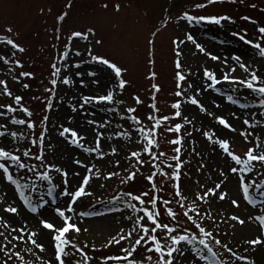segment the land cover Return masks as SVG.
Returning <instances> with one entry per match:
<instances>
[{"label":"rangeland","instance_id":"1","mask_svg":"<svg viewBox=\"0 0 264 264\" xmlns=\"http://www.w3.org/2000/svg\"><path fill=\"white\" fill-rule=\"evenodd\" d=\"M201 3L207 4V0H0V37L8 35L5 29L11 27L13 29L12 38L16 39L17 43L26 48L24 53H17L16 57L13 58L10 55L12 51L10 46L0 44V56H4L9 60L8 64L0 61V78H7L13 94L23 97L22 103L33 112L32 120L37 123V133L40 130L39 122L41 118L46 114L49 115V135L46 137L45 144L47 159L61 167V154H58L59 149L63 146L69 150H64V154L69 157V164L72 167L68 173V187L70 191L78 187L81 178L86 174V170L73 161L78 159L85 164H89V166H91L90 162L94 163L101 173L100 178H94L89 185V190L94 191L96 195L85 198L83 203L78 202L77 212L75 215H72L73 220L82 229H87L79 237L72 234V242L77 243L79 247L85 248L89 257L92 258L91 264H102L109 256L123 254L122 249L127 246L126 244H121L118 247L114 245L109 249L106 247V242L120 231L127 230L126 226L130 223L127 220V216L131 214V210L125 209L124 212H117L115 210L116 206L110 202L116 200L122 192L140 195L144 191L149 190L150 186L146 177L150 174H156V170L152 168L151 164H146V166L140 169L134 182L125 183L120 176H117L114 180L106 179V176L111 175L113 172L123 173L126 177L130 171H133L134 169L131 168V164L128 163L125 154H130L132 150H141L142 146L130 141L122 140L118 142L113 140L111 143L116 147L118 155L109 156L105 161H99L94 158V154H85L81 149L68 144L63 138L58 137L56 126L60 123V120L57 119V115L60 119L65 120L66 123V115H70L73 118L72 124L78 125L80 129H83V133L81 134L85 136V140L81 142L87 147L93 146L94 130L107 131L109 135H112L114 129L118 133L122 129L118 126L117 122H119V125H123L124 128H128L131 121L121 120L120 116L127 115L126 109L131 106H136L138 108L136 115L143 119L145 124L151 126V122L146 117L152 112V109L148 105L152 102L151 96L154 94L152 89L153 84H157L161 88V91L156 94L157 107L160 109L159 115H172L174 110L171 109L170 104L177 99L173 95L176 90V68L174 64L176 57L172 41L177 38L183 39L186 32L191 33L197 43H200L204 47L206 52L222 58H228L229 65L233 63L230 58L239 55L246 64H251L253 69H258V73L264 76V58H261L258 51L250 45L239 40L237 36H233L234 32L241 34L246 32V38L251 39L253 42H261L262 46H264V40H260L257 33L259 27H264V0H243V3L237 0L235 4L225 0L224 3L211 4L203 9L196 8V5ZM69 4H71L70 8L68 7ZM105 4L107 8L104 7ZM253 4L256 5L255 8L252 7ZM117 5H119V11H116ZM65 12L67 16L64 22L58 24L57 17ZM185 12L194 16L226 15L231 17L235 23L222 21L221 25L204 22L188 25L186 22L179 20V17ZM244 16L251 17L256 23L243 20L242 17ZM57 28L60 29L59 32L56 31ZM88 28L94 29L95 36L90 37L88 42L80 40L76 47L82 53H84L86 47H90L93 54L104 56L127 70L124 78L129 86L124 90L123 95L118 97V100L123 101V105H115V107L120 109L116 113L107 110L113 107L111 105L97 104L84 105L83 108L78 109V112H71L70 105H75L81 96L102 95L106 88L115 87L111 83L110 70L91 62L87 55H82L81 57H71L74 63L80 64V67H70L69 71H80L84 75L73 77L76 83L72 86H58L53 112L46 113V101L49 98L46 88L51 86L50 80L52 78L50 66L56 60L59 52L64 50L65 45L68 43L67 38L69 35L74 31L84 32ZM57 35L60 36V39H56ZM97 40L101 41V43L97 44ZM150 41H154V44L150 43ZM75 43L73 41V44ZM181 50L184 53L180 57L183 70L186 72L191 71L193 75L189 76L188 79L195 81L197 86L203 83L201 76L204 67L216 71L218 77L220 70L226 71L224 65L219 60H211L210 56L200 53L190 42H186V46L181 45ZM15 59L21 60L24 68H16L14 73H10L9 69L15 66ZM153 59L155 61L154 65L151 63ZM20 71L31 72L34 78H21V82L17 83L11 79V76ZM93 71L97 72L96 78L100 80L99 85L93 84L92 80L94 78L87 75V73ZM152 71H155L157 74L155 80L148 78ZM235 75L241 76L246 74H243L237 68ZM81 79L85 81L83 86L79 84V80ZM25 83L30 86L28 89L23 87ZM218 87L221 88V94L208 90L206 93H202L200 99L209 111L227 116L229 122L237 128V133L224 129L212 117L198 113L195 110V106H185L184 113L190 119L195 117L193 124L196 128H202V130L213 129L219 136L232 137L233 150L236 154H243L247 149V145L242 142V138L238 135V132L244 126L239 120H233L229 115L230 112L239 111V109L227 101V96L233 95L234 97H239L241 103H249L250 105L258 102L253 99V94L247 90L241 89L236 93L232 91L231 86L218 85ZM135 96H139L144 103L136 105L133 99ZM213 99L221 105L219 108H215L212 105L211 101ZM9 102L8 97L0 95V104ZM6 115L10 119L13 114L7 113ZM16 115L17 118H23L22 113H17ZM3 119L0 118V122ZM109 119L112 121V126L109 130L95 129V125L87 123L88 120L99 122ZM177 122L181 121L171 120L168 121V124L174 125ZM11 128L12 130L20 128L25 134L29 132L26 125L11 126ZM185 128L187 131H191L192 135L187 136L182 130L181 135L184 136V142L181 158L184 162V167L181 170V180L179 183L181 190H187L185 192L187 194V192L195 193L202 191L200 185L211 186L216 182L219 179L218 173L224 167L225 161L217 152L213 151V145L209 144L199 132L195 131L193 126L186 125ZM161 132L163 135L160 138L159 151L165 152L167 156L171 157L174 155L172 149L175 146L169 144L168 140L175 138L176 134L164 133L163 128ZM78 134H80L79 131ZM259 134L257 131L256 135ZM21 143L27 144V141ZM121 146H123L122 151ZM35 152L36 149L34 148L33 153ZM141 158L145 161L150 159L147 155ZM113 160L120 164L119 169L114 168L112 164ZM168 162L174 163V161L170 160ZM132 163H135V161L133 160ZM164 170L171 174L170 169L165 168ZM77 172L79 176L73 175V173ZM53 176L55 182L59 184L60 177L58 174L53 173ZM231 183L230 187L228 184V190L235 197L237 195L236 182L233 179ZM157 184L162 188V191L159 193L161 198H173L174 181L157 175ZM4 192L7 193L5 199L9 202L16 199L17 194L14 193L11 186L0 184V193ZM29 195L34 200L38 199L36 194L29 193ZM45 198L51 200V197L46 196ZM65 199L64 197H57L60 206H63ZM101 199L105 203H101ZM5 206L0 205V208ZM16 206H20L18 199H16ZM55 206L52 205L42 211L44 216L59 226L61 221L52 211V208ZM120 206L123 207L122 200ZM171 206L178 210L175 203ZM158 207H161L162 221L167 222V217L163 214L162 206L158 205ZM205 209L211 211L213 215L219 213V217L217 223H213L205 218L204 226L208 230L213 231L214 235L222 243L233 248L238 255L248 257L253 261V264H258V245L249 246L244 244V239L249 238L246 233V224L248 223L240 225L235 221L227 219L232 214L237 216L245 214L249 216L254 214L255 210L244 201L240 202L239 207H233L227 198L220 201L215 197H210L209 203L200 204L201 212ZM81 211H84L86 215L79 217V212ZM11 215L0 211V216L7 218ZM32 215L26 209L20 207V215L16 216L15 219L19 223H24L27 220L30 226H35L36 220L32 218ZM95 219L100 222H92ZM145 223L146 225L148 224L147 221ZM44 231L48 236L51 235L48 230ZM0 232H5V235H8L2 227H0ZM11 235H16V233H12ZM5 243L7 241L4 240V237L0 236V246H3ZM88 243L91 244V247H85ZM12 244H15L16 247L12 248V245H9V249L19 252L26 261H31L32 264H40V261L36 259L37 255L41 259L51 258L52 256L51 245V253L48 256V253L41 254L38 250H34V252L26 251V248L32 247L30 244L25 245V243L19 241H13ZM261 245L264 246V244ZM93 248L103 250L93 251ZM263 248L261 247V249ZM217 250L221 253V258L228 261L229 264H243L242 261H235L230 254L224 252L222 249L217 248ZM144 254L145 249L141 248L138 256L143 258ZM4 259H6L5 253L0 252V264H3ZM68 259L72 261V264H75V261L79 259V254ZM9 264H20V262L13 257L9 261Z\"/></svg>","mask_w":264,"mask_h":264},{"label":"snow or ice","instance_id":"2","mask_svg":"<svg viewBox=\"0 0 264 264\" xmlns=\"http://www.w3.org/2000/svg\"><path fill=\"white\" fill-rule=\"evenodd\" d=\"M225 0H207V4H197L196 8L203 9L211 4L224 3ZM230 3H237V0H228ZM243 3V0H240ZM71 7V4L68 5ZM107 8V5H104ZM256 7L255 4L252 5ZM119 5L116 6V11H119ZM67 16L63 13L57 17V23L62 24ZM243 20L251 23H256L251 17L244 16ZM180 21L186 22L188 25L199 24L201 22L221 25L222 21H229L235 23L229 16H194L188 12L183 13L179 17ZM60 31L59 28L56 29ZM5 32L8 34L0 37V44L10 46L12 50L10 55L15 58L17 53H24L26 48L16 42L11 34L13 29L7 27ZM258 37L264 40V27L257 29ZM95 36V31L88 28L86 31H74L68 39L63 51H60L56 60L51 64V80L50 87L46 88L49 93V98L46 101L45 112L52 113L54 108V101L56 100V91L58 86H72L76 83L73 77H80L84 75L80 71L71 72V68H79V63H74L71 57H81L87 55L91 62L106 67L111 76V83L115 85L114 88H106L102 95H83L75 105H70L71 112H78L79 108L84 105L97 104V105H111L108 111L113 113L119 112V108L115 105H123V101L118 100V97L123 95L124 90L129 86L124 76L126 69L118 66L115 62L110 61L108 58L99 54H93L90 47H86L82 53L76 45L80 40L88 42L90 37ZM233 36H237L239 40L245 44L250 45L253 49L258 51L261 58H264V46L261 42H253L251 39L246 38L247 33L234 32ZM56 39H60L57 35ZM73 41L76 43L73 44ZM186 42H190L195 48L213 61L219 60L224 65L225 70H220L219 77L217 72L204 67L201 79L203 83L199 86L195 81L189 80L188 77L193 75L191 71H184L180 57L184 55L181 50V45L186 46ZM97 44L101 41L97 40ZM154 44V41H150ZM175 53V79L176 90L173 95L177 98L170 104L171 109L174 110L172 115L160 116V109L157 107L156 94L161 91L157 84L152 85L154 94L151 96V103L148 105L152 112L146 117L151 122V126L145 124L144 120L139 118L136 113L138 108L131 106L126 109L127 115H121L120 119L124 121H131L128 128L123 125L118 126L122 131L116 133L113 129V134L109 135L107 131L94 130L93 146L87 147L81 141L85 140L83 134H78V125L72 124V117L66 115V120L57 119L60 123L56 126L58 137L63 138L68 144L81 149L83 153L93 155L99 161H105L109 156H117V149L111 143L116 141H130L134 144L142 146L141 150H132L130 154H125L126 159L131 168L134 169L125 177L123 173L113 172L107 175L106 179L114 180L117 176L128 182H134L137 179V174L140 169L146 164H151L152 168L156 170V174H150L146 177L149 182V190L144 191L140 195L132 193H120L116 200L110 203L116 206L117 212H124L125 209H130L131 214L127 216L130 222L126 227V231H120L117 235L113 236L106 242V247L111 249L114 245L119 246L126 244L127 246L122 249L121 255L109 256L102 264H229L228 261L221 258V253L217 248L222 249L224 252L230 254L235 261H242L243 264H253V261L248 257L238 255L233 248L227 244L222 243L220 239L214 235L213 231L208 230L204 226V219L218 222L219 213H213L207 209L203 212L200 210V204L209 203L210 197H215L220 201L229 200L233 207H239L240 202L244 201L250 205L254 210V214L247 217V220L257 226L258 235L244 239V244L249 246H256L264 244V76L258 73V69H253L251 64H246L241 56H232L230 59L233 62L229 65L228 58H222L217 55H212L205 51L204 47L197 43L191 33H185L183 39L177 38L172 41ZM0 61L8 64L9 60L4 56H0ZM154 65V59L151 61ZM23 69L24 64L19 59H15L14 68L9 69L10 73H14L15 69ZM239 68L243 74L236 76L235 73ZM88 76L93 77V84L99 85L100 80L97 77V72H89ZM21 78H34L33 73L20 71L13 74L11 79L17 83L21 82ZM151 80L157 78L155 71H152L148 77ZM85 81L79 80V84L83 86ZM218 85L231 86L232 91L238 93L241 89L247 90L253 94V99L258 103L250 105L249 103H241L239 97L233 95L227 96V101L236 106L239 111L230 112L233 120H239L244 126L238 132L242 138V142L247 145V149L243 154H236L233 150V138L228 136H219L213 129L202 130L196 128L192 119L184 113L185 106H195L200 114H205L207 117H212L215 122L222 126L224 129L232 133H237V128L233 126L228 120L227 116L216 114L209 111L208 108L202 103L200 97L202 93L212 90L221 94V88ZM25 89L30 86L23 84ZM0 95L8 97L10 102L0 104V118H4L0 122V184H6L13 188L16 193V199L20 201V206H16V199L9 202L5 199L7 193H0V205H6L0 208L5 214H12L7 218L0 216V227L5 229V232H0V236L4 237L7 243L0 246V252H4L6 259L3 264H9V261L15 257L20 264H32L31 261H26L24 257L17 251L9 249V245L15 248L16 245L12 244L13 241H19L30 244L32 247L26 248L28 252L38 250L39 253H46L48 245L44 243L45 238L50 242L52 249L51 258L41 259L39 255L36 259L40 264H72L69 257H74L79 254V259L75 264H91L92 258L89 257L85 248L79 247L77 243H73L71 235L75 234L79 237L83 231L79 224L73 220L72 215L77 212L78 202L83 203V200L88 197H94L96 193L89 190L90 182L94 178L99 179L101 176L100 171L97 169L96 164H85L80 160L73 161L75 164L86 170L85 176L81 178L80 184L74 190H69L68 187V172L47 159L45 153L46 137L49 135V115H44L39 122V133H37V123L32 120L33 112L25 106L22 101L23 97L14 95L9 86L7 78H0ZM39 99V98H34ZM136 105H142L144 102L139 96L133 97ZM215 108L221 105L215 99L211 101ZM253 109V110H249ZM7 113L13 114L9 119ZM17 113H22L23 118H17ZM55 114V113H53ZM178 120L174 125L168 124V121ZM89 125H95V129L109 130L112 126V121L109 120H88ZM29 130L25 134L20 128L12 130L11 126H25ZM186 125L193 126L194 130L199 132L209 144L213 145V151L224 159V167L218 173L219 179L211 186L200 185L202 191L195 193L182 191L180 186L181 170L184 167V162L181 158L184 136L181 135L182 130L187 136H191L192 132L187 131ZM135 126V127H133ZM164 133H175L173 139L168 140V143L174 145L172 149L174 155L167 156L165 152L159 151L160 138ZM131 129V130H129ZM257 131L260 133L256 135ZM27 141V144L21 142ZM103 142V144H102ZM36 152L33 153V149ZM23 149V150H22ZM123 146H121V151ZM155 150V151H154ZM147 155L150 159L145 161L141 157ZM163 158V159H161ZM135 163H132V161ZM174 161L170 163L168 161ZM114 168L119 169L120 164L115 160L112 161ZM259 166V167H257ZM203 167V165H201ZM170 169L171 174L164 169ZM53 173L58 174L60 177L59 184L55 182ZM94 173V175H93ZM79 176V173H73ZM157 175L165 179L174 181L173 188L174 194L171 199H163L159 195L162 188L157 184ZM236 182V193L233 197L229 190L228 184L232 180ZM29 193L36 194L38 199L34 200ZM51 197V200L45 197ZM66 198L63 201V206L58 203L57 197ZM150 198V200H149ZM121 200L123 207L120 206ZM105 203L104 200H100ZM177 205L178 210L174 209L171 205ZM56 205L52 208L53 214L58 217L61 224L57 226L51 219L44 216L42 210ZM162 206L163 214L167 217V222L162 221ZM20 207L26 209L36 220L35 226H30L28 221L19 223L16 221V216L20 215ZM71 214V215H70ZM84 211L79 212V217L85 216ZM38 217V218H37ZM228 220L235 221L240 225L245 224V220L239 216L232 214L227 217ZM145 221L148 222L146 225ZM44 230L51 233L50 236ZM16 233V235H11ZM9 237H11L9 239ZM85 247H91L88 243ZM145 249L143 258L138 256L139 250ZM74 251H71V250ZM93 251L103 249H92Z\"/></svg>","mask_w":264,"mask_h":264},{"label":"bare ground","instance_id":"3","mask_svg":"<svg viewBox=\"0 0 264 264\" xmlns=\"http://www.w3.org/2000/svg\"><path fill=\"white\" fill-rule=\"evenodd\" d=\"M78 131H79L80 134L83 133V129L82 128L80 129V127H78ZM64 150L65 151H69L67 148L61 146L60 149H59V152L60 153L58 152V154L59 155L61 154V156H60V158H61L60 159L61 167L64 168L69 173L71 171L72 167L69 164L70 163L69 157H67V155L64 154ZM231 184L232 183H229V187L231 186ZM247 216L248 215H245V214H240L239 215V217L241 219H244L245 220V223H248V224H246V226H247L246 233L248 234V236L249 237H255L256 235H258L257 226L254 225V224H252V223H250L247 220ZM24 218L26 219V217H24ZM92 222H100V221H98L97 219H95ZM44 243L46 245H48L46 253H48V256H49L50 253H51L49 240L45 238ZM258 247H259V251H258L259 254H258L257 262H258V264H264V248H263L264 246H262L260 244V245H258ZM261 247L263 249H261Z\"/></svg>","mask_w":264,"mask_h":264}]
</instances>
